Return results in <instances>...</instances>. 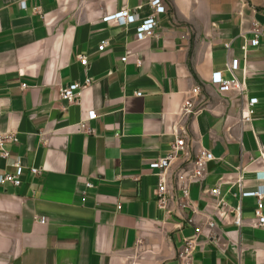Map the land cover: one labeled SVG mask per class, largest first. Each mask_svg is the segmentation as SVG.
<instances>
[{"label":"crops","instance_id":"0c3cea01","mask_svg":"<svg viewBox=\"0 0 264 264\" xmlns=\"http://www.w3.org/2000/svg\"><path fill=\"white\" fill-rule=\"evenodd\" d=\"M21 1L0 0V133L18 137L0 174L26 166L20 186L0 184V264H176L185 237L195 264H264L258 197L243 195L264 187V46L250 44L264 0H162L143 41L105 17L145 18L151 0ZM215 72L236 87L221 92ZM87 80L78 102L62 99ZM191 97L201 111L183 115ZM177 137L187 148L162 175ZM203 150L216 159L181 207L178 174Z\"/></svg>","mask_w":264,"mask_h":264},{"label":"built area","instance_id":"2783aa9c","mask_svg":"<svg viewBox=\"0 0 264 264\" xmlns=\"http://www.w3.org/2000/svg\"><path fill=\"white\" fill-rule=\"evenodd\" d=\"M151 6L154 9V13L139 19L135 13H131L130 9L125 7L120 11L109 14L105 17L106 21L115 22L120 25H131L136 24V36L140 41L146 40L147 38L153 36L155 34V30L158 27L159 23L156 17V14H161L166 12V6L163 4L162 0H151ZM26 1H21V6L25 7ZM252 32V38L250 39V44L253 46H264V26L255 23ZM108 44V41L104 40L99 46V50H103ZM246 50L247 47L245 46ZM82 61L87 64V60L85 57L81 58ZM123 60H127V58H123ZM233 68L238 67V60L234 61L232 64ZM212 81L215 85L218 86L221 92H226L236 87L237 81H229L223 78L221 72H215L213 74ZM90 80H87L84 83L81 82H73L68 86H65L61 89V97L65 101L69 103L78 102L82 91L89 86ZM26 87V86H25ZM240 87V86H238ZM201 92L200 87H195L193 89V96L199 95ZM257 99L252 98L249 100L248 110L244 114L243 118L247 121L252 119L254 114L253 107L257 104ZM183 115H196L201 109L198 108L193 100V97L185 100V103L182 108ZM81 127L90 132L92 129L85 123H81ZM18 137L13 134H2L0 133V156L9 159L11 156V152L7 148L8 143L17 142ZM187 148V143L184 138L177 137L175 142L171 146V150L167 153V155L158 160V166L161 170V174L164 175L173 162L178 159L179 153L181 151H185ZM216 157L214 154L208 150L201 151L193 160L192 168L190 171H182L178 174V179L180 181V189L183 192L181 198L176 199L177 203L181 207L189 206L191 203L190 199V184L194 182L201 181L207 171V167L209 162L215 160ZM13 166L15 167V173H6L0 174V184L12 183L15 186H20L23 182V177L25 174L26 166L23 164L20 157H18ZM33 173L37 174L40 172V169L37 167H32L30 169ZM258 178H261L260 176ZM264 180V179H263ZM89 187H92V183H88ZM212 193L219 196L221 195V189L219 187L212 190ZM244 196H256L258 197V207L256 210V215L258 218V224L264 225V211H263V198H264V187L258 188L256 191L244 192ZM170 193L168 188L167 180L163 177L158 185L157 191V201L159 206L168 210V204L170 201ZM42 222H45V218L41 219ZM235 223L237 225L242 224L241 215H238ZM213 226V224H211ZM195 251H196V239L195 237H185L184 243L177 255V263L176 264H195Z\"/></svg>","mask_w":264,"mask_h":264}]
</instances>
